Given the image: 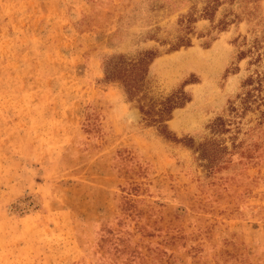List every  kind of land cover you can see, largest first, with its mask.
<instances>
[{"label": "rangeland", "instance_id": "obj_1", "mask_svg": "<svg viewBox=\"0 0 264 264\" xmlns=\"http://www.w3.org/2000/svg\"><path fill=\"white\" fill-rule=\"evenodd\" d=\"M204 4L0 0V264H264V145L210 168L194 149L250 142L264 0ZM146 50L129 96L105 63Z\"/></svg>", "mask_w": 264, "mask_h": 264}, {"label": "trees", "instance_id": "obj_2", "mask_svg": "<svg viewBox=\"0 0 264 264\" xmlns=\"http://www.w3.org/2000/svg\"><path fill=\"white\" fill-rule=\"evenodd\" d=\"M213 2L214 0H205V4L201 9L203 12L202 15L210 14V11L213 7ZM190 21V17L186 16L185 25L183 27L186 28L187 24H189ZM221 22L222 21H220V23ZM224 23L225 21H223L220 26H223ZM187 43V38L178 36L177 42L172 43L170 47H168V49L174 50L180 45H187ZM251 47L255 49V51L254 53H251L250 59L255 64L257 63V66H260L261 69H255V71L243 78L240 83V86L244 89V91L243 93H237L236 96L238 97L239 103L241 105L239 107L241 113L249 109L251 104L258 105L259 102H264V62L262 63V61H264V46L255 41L254 43H252ZM156 55L157 53L155 51L152 52L147 50L142 52L141 55H139L136 59L124 58L122 55H118L113 59H109L105 63V76L119 80L122 83L125 92L130 96L139 86L138 81L141 77L143 64L149 63V61H151V59H153ZM227 110L229 112L236 113L238 108L233 105L232 101H229ZM263 119L264 109L259 112V120L255 123V126L247 128L245 134L247 136V139H250L251 143H244V139L237 142L233 141L230 145L231 150H227L226 146L222 145V143L215 142L214 139H205L198 142L194 149L196 150L198 155L206 161L205 166L208 168L216 165L218 162L223 161L224 156L232 155L235 152L242 153L243 151L255 150L259 146L264 145V130L258 127L262 123L261 120ZM224 121L225 120L221 116H216L210 123V129L216 133L227 131L228 129L226 128ZM255 127L258 129L254 132ZM254 136H260V141L258 143L252 140V137ZM182 138V141L189 140V137H184L183 139Z\"/></svg>", "mask_w": 264, "mask_h": 264}]
</instances>
